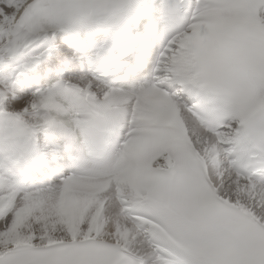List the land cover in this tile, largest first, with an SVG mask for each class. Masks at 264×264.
Segmentation results:
<instances>
[{
    "label": "snow or ice",
    "instance_id": "obj_1",
    "mask_svg": "<svg viewBox=\"0 0 264 264\" xmlns=\"http://www.w3.org/2000/svg\"><path fill=\"white\" fill-rule=\"evenodd\" d=\"M137 92L95 76L60 80L18 99V77L50 50L51 0H0V109L42 126L72 89L119 108L120 142L103 164L51 187L18 185L0 200V264H264V0H194ZM207 34L206 39H199ZM107 237L101 243L100 238Z\"/></svg>",
    "mask_w": 264,
    "mask_h": 264
},
{
    "label": "clouds",
    "instance_id": "obj_2",
    "mask_svg": "<svg viewBox=\"0 0 264 264\" xmlns=\"http://www.w3.org/2000/svg\"><path fill=\"white\" fill-rule=\"evenodd\" d=\"M143 0H51L54 13V27L58 31L91 36L103 32L108 39L97 47L95 60L110 52L116 39L129 22L140 11ZM159 22L167 35L173 34L186 22V15L180 12L178 0H160ZM207 34L199 39H206ZM62 98L67 107L65 112L74 113L73 124L80 131L90 151L103 155L110 135L118 129L121 114L118 106L111 100L90 99L72 89H65ZM62 126V121H40L22 111L8 109L3 114L0 109V200H4L19 177L6 165L23 163L28 165L36 158L39 149L35 143L36 134L45 127ZM246 138L254 144L264 143V118H254L246 129ZM98 165V163H93ZM101 243L107 237L100 238ZM121 257L113 253L102 259L101 264H120Z\"/></svg>",
    "mask_w": 264,
    "mask_h": 264
},
{
    "label": "bare ground",
    "instance_id": "obj_3",
    "mask_svg": "<svg viewBox=\"0 0 264 264\" xmlns=\"http://www.w3.org/2000/svg\"><path fill=\"white\" fill-rule=\"evenodd\" d=\"M52 36V35H51ZM53 36L55 38H58V42H63V37L62 35H59V34H53ZM17 64V63H16ZM15 64V65H16ZM15 67V66H14ZM14 67L12 68H9V69H5V67H3L1 69V76H3L4 74H7L8 72H10ZM30 86L31 84L29 85L28 82H24V84H21V85H18V88H13L14 92H15V96L13 97L14 99H18L20 96L22 95H29L31 92H30ZM5 111L8 112V109L6 110L5 108Z\"/></svg>",
    "mask_w": 264,
    "mask_h": 264
},
{
    "label": "rangeland",
    "instance_id": "obj_4",
    "mask_svg": "<svg viewBox=\"0 0 264 264\" xmlns=\"http://www.w3.org/2000/svg\"><path fill=\"white\" fill-rule=\"evenodd\" d=\"M59 35H61V34H59ZM60 49H64V47L62 46V45H60V47H59ZM16 58H12V60H15ZM18 61V60H17ZM9 60H7L4 64H0V66H1V68H0V76H1V69L3 68V65H4V67L6 66V65H8L9 64ZM24 82H28V80H24L23 78H20L19 80H17V87L16 88H18V85H21V84H24ZM15 86V85H14ZM15 88V87H14ZM5 108H6V110L8 109L6 106H5Z\"/></svg>",
    "mask_w": 264,
    "mask_h": 264
}]
</instances>
